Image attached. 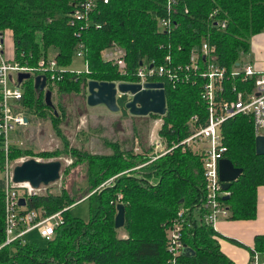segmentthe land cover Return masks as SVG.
I'll list each match as a JSON object with an SVG mask.
<instances>
[{
    "label": "trees",
    "instance_id": "1",
    "mask_svg": "<svg viewBox=\"0 0 264 264\" xmlns=\"http://www.w3.org/2000/svg\"><path fill=\"white\" fill-rule=\"evenodd\" d=\"M76 1L0 0V28L11 32L15 51L31 56L32 62L53 48L58 63L68 66L78 41L76 28L68 16ZM166 1L109 0L107 4H100L91 17L99 27L92 26L80 34L90 72L66 73L59 82L61 91L83 94L85 83L90 79L135 80L131 74L120 75L111 63L103 60L102 50L113 43L125 50L129 73L142 60L155 59L161 63L168 53L174 62H187L191 48L203 41L215 47L214 61L230 69L241 60V54L249 51L252 36L264 30V0H177L170 14L176 25L170 32L160 31L157 23L160 17L166 16ZM222 22L225 23L223 28L220 27ZM199 88L198 82L174 88L165 82L166 113L160 133L168 140H180L187 135L186 122L192 115H199L202 121L205 119L206 106ZM128 99L126 95L118 97L124 116L128 115L124 109ZM24 103L30 109H41L42 115H45L44 108L50 110L48 116L59 137L66 136L59 129V123L67 118L62 106L59 112L53 101V107H48L41 95L31 88L25 91ZM221 131L227 146L224 158L242 168V173L228 189L229 198L224 200L230 211L228 218L253 219L256 189L264 185V155L255 153L251 118L241 115L229 118L222 124ZM136 134L133 128L127 147L124 141L104 139L105 150L110 147L112 152L100 153L79 149L67 139L63 140L64 153L86 162L87 187L82 189L80 198L90 194L88 221L70 213L77 201L65 189L59 194L31 195L27 198V208H42L48 215L62 210L63 223L56 227L50 240L40 236V240H30L29 233L24 240L2 246L0 264H166L165 230L180 209L186 210L188 221L182 232L183 243L194 250L193 255L182 254L183 264H234L220 251L216 237L223 236L204 221L199 158L177 148L149 162L148 149L140 153L133 151L135 140L140 142ZM1 145L0 139V170L4 165ZM31 152V148L12 147L9 157L15 160ZM59 152L54 149L39 154L49 156ZM110 177H114L112 183L100 187ZM93 189H97L94 195L90 193ZM119 194L125 207L126 237L123 238L114 227ZM4 225L3 182L0 180V245L5 239ZM250 251L264 252V235L255 236Z\"/></svg>",
    "mask_w": 264,
    "mask_h": 264
},
{
    "label": "built area",
    "instance_id": "2",
    "mask_svg": "<svg viewBox=\"0 0 264 264\" xmlns=\"http://www.w3.org/2000/svg\"><path fill=\"white\" fill-rule=\"evenodd\" d=\"M176 1H166V16L160 17L157 23L160 31L170 32L176 25L170 15ZM108 2L109 0H77L72 4L68 16L76 28L74 32L78 38L73 57L82 58L84 62L82 70H72L69 69L70 65H60L57 56L55 53L50 54V50L39 56L35 62H32L31 56H25L22 52L17 53L14 46L11 54H7L5 35L11 32L0 28V139L4 153L0 180L3 182L5 222V239L0 248L16 240H24L31 232L50 240L56 227L63 223L62 210L48 215L42 208H27V198L37 194L38 188H33L28 182H13L14 166L25 159L12 160L9 153L12 147H22L21 130L28 123V119L24 121L26 107L24 97L26 89L30 87L24 85L25 81L33 78L34 90L35 77L44 76L46 90L57 87L66 73L75 75L89 73L86 49L80 40V34L92 26L99 27L98 24H94L91 17L100 4ZM224 26L225 23L222 22L220 27ZM214 52L215 47L203 41L191 48L187 62H174L168 53L161 63H157L155 59L142 60L131 73L128 72L125 50L122 47L113 43L101 52L103 60L111 63L120 75L131 74L135 78L131 81L133 83L163 82L164 88L165 82L173 88L178 85L199 83V94L206 106L205 119L202 121L199 115H192L186 122L188 133L180 140H168L163 134L150 138L148 155L150 162L179 148L183 152L190 151L199 158L203 177L201 207L205 223L213 228L219 220L227 219L230 215L222 198L227 192L222 188L218 172L219 160L224 158L227 151L221 131L222 124L238 115L248 116L252 121L254 137L264 135V69L249 61H239L228 69L214 61ZM19 73H28L30 76L19 82ZM134 150L136 153L142 152L137 141ZM20 198L25 199V205L19 204ZM120 198L119 194L117 199ZM185 212V209H180L166 227L168 253L166 264H183L180 260L185 247L182 232L185 224H188ZM249 264H264V252L254 251Z\"/></svg>",
    "mask_w": 264,
    "mask_h": 264
},
{
    "label": "rangeland",
    "instance_id": "3",
    "mask_svg": "<svg viewBox=\"0 0 264 264\" xmlns=\"http://www.w3.org/2000/svg\"><path fill=\"white\" fill-rule=\"evenodd\" d=\"M260 33H264V30ZM258 33V34H260ZM254 35L253 38L258 36V39H261L262 46L258 47L260 53H264V34L263 35ZM263 38V39H262ZM13 38L10 33H6L5 35V52L7 54H11L13 51ZM105 49V48H104ZM50 54L55 53V49H49ZM249 51L241 54L240 61H245L250 56ZM84 62L80 57H73L69 69L72 70H82ZM33 78L25 81V86L33 89ZM113 82H131L123 79L114 80ZM133 83V82H132ZM61 85H58L54 88H47L51 91L52 101L56 107V110L60 111V106L66 111V119L64 122L59 123V129L66 136L62 138L59 137L56 132L52 120L49 118L50 110L44 108V112L42 115L40 114L41 109L36 110V108H28L27 105L25 107V117L28 119L27 125L21 130V140L23 144L22 148H31V153H24L20 158L28 159L35 158L39 161H50V160H60L61 161V170L60 177L58 180L50 183L47 186L41 185L38 188L37 193H51V194H59L63 189L69 193L77 202L72 205L70 208V213L82 219L83 221H88L89 219V205L87 198L88 196L80 198L82 189L87 187L86 181V162H82L77 160L76 156H72L70 154L64 153L66 146H64L63 140L70 142V145L77 147L82 150H87L92 153H100L103 151H110L112 149L107 147L105 150L104 139L118 140L124 141L125 146L130 145V140L133 134V128L137 132L136 138L139 140V146L141 150L148 149V142L150 138L156 137L158 134L160 135V129L163 124V116H147V117H139L132 116L128 114L124 116L122 112L113 113L110 112L103 105L97 106H87L86 105V93H87V81L85 83V93L82 92L77 95H74L72 91L64 90L61 91L59 88ZM65 93V94H61ZM43 93L40 94L43 98ZM128 96V95H126ZM43 110V109H42ZM67 137V138H66ZM128 141H127V140ZM138 142V141H137ZM136 145V140L135 144ZM54 149H58L60 152L57 155H49L43 156L39 154L41 151H53ZM62 151V152H61ZM133 151H135L133 149ZM75 161V162H73ZM71 165V166H70ZM138 177L139 174H137ZM112 178H108L104 183L100 185H109L112 183ZM151 178V177H148ZM98 189V188H97ZM96 189V190H97ZM95 189L91 190L90 193L93 195L96 192ZM227 193L225 195H229V190H225ZM80 199V200H79ZM117 204L122 203L120 200H117ZM124 205V204H123ZM116 210V209H115ZM116 215V211L114 217ZM117 235L119 237H126V232L122 228H119L117 231ZM30 235V236H29ZM28 235L29 239L32 240H40L39 235L36 232H32ZM224 238V237H223ZM227 239V238H226ZM228 240V239H227ZM252 255V253H251Z\"/></svg>",
    "mask_w": 264,
    "mask_h": 264
},
{
    "label": "water",
    "instance_id": "4",
    "mask_svg": "<svg viewBox=\"0 0 264 264\" xmlns=\"http://www.w3.org/2000/svg\"><path fill=\"white\" fill-rule=\"evenodd\" d=\"M141 64V62H140ZM28 73H19L18 81L28 78ZM45 87V77L36 76L34 90L37 95L43 93L44 103L48 107H53L51 91ZM86 105H103L110 112H120L118 97L129 95V99L124 104V109L132 116L147 117L149 115L163 116L166 113V91L163 82H145L143 84L132 82L115 83L113 81H98L90 79L87 81ZM120 94V95H118ZM24 121H27L25 117ZM255 153L264 155V135L255 137ZM60 160L39 161L35 158H28L16 164L13 168V182H28L33 188L41 185L47 186L58 180L61 170ZM219 179L222 188L228 190L235 180L242 173V168L235 167L233 163L223 158L218 164ZM223 200H227L229 195H224ZM20 205H25V199H19ZM125 222V207L122 203L116 205V215L114 217L115 229L122 228ZM182 254L189 256L194 254V250L184 247Z\"/></svg>",
    "mask_w": 264,
    "mask_h": 264
},
{
    "label": "crops",
    "instance_id": "5",
    "mask_svg": "<svg viewBox=\"0 0 264 264\" xmlns=\"http://www.w3.org/2000/svg\"><path fill=\"white\" fill-rule=\"evenodd\" d=\"M257 38L258 36L252 38L251 53L245 61L254 62L257 67L264 69V53L258 52V47L262 46V44L260 45L262 40H257ZM214 229L224 237H216L220 251L234 264H249L250 249L254 246L255 236L264 235V185H260L256 189V215L253 219H222L216 223ZM226 238L233 239L244 246Z\"/></svg>",
    "mask_w": 264,
    "mask_h": 264
}]
</instances>
